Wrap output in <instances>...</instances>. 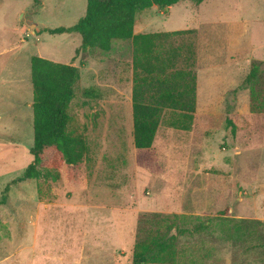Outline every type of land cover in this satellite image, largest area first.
Returning a JSON list of instances; mask_svg holds the SVG:
<instances>
[{
	"label": "rangeland",
	"instance_id": "1",
	"mask_svg": "<svg viewBox=\"0 0 264 264\" xmlns=\"http://www.w3.org/2000/svg\"><path fill=\"white\" fill-rule=\"evenodd\" d=\"M86 2L0 0V198L10 183L0 204V264H131L139 227L154 228L140 223L142 213L168 215L190 230L208 222L178 236L174 264H264V112H252L249 89L239 88L251 67L245 53L257 57L264 40V0H185L136 13V32L195 27L173 42H194L200 70L192 128L169 127L166 111L147 149L132 145L130 40L76 53L78 33L43 31L74 25ZM24 15L37 23L34 33ZM238 21L244 68L232 78L226 30ZM32 55L79 67L69 113L88 152L63 164L56 181L14 182L32 159ZM255 89L264 98V72ZM184 201L190 212L176 213Z\"/></svg>",
	"mask_w": 264,
	"mask_h": 264
},
{
	"label": "trees",
	"instance_id": "2",
	"mask_svg": "<svg viewBox=\"0 0 264 264\" xmlns=\"http://www.w3.org/2000/svg\"><path fill=\"white\" fill-rule=\"evenodd\" d=\"M181 0H87L83 16L72 26L45 27L49 33L76 32L80 44L75 49L98 48L111 50L113 40H130L132 47V145L135 148L151 147L157 128L163 122L166 111L170 117L166 125L182 130H190L196 109V50L189 39L179 44L173 37L182 34L192 35L195 28L172 31L134 32L137 12L156 5L167 8ZM196 4L203 0H194ZM35 5L40 0H33ZM263 61H253L249 72L239 88H248L251 96L252 112H264V98L257 100L255 89L261 75ZM32 84V126L33 144L30 149L31 161L16 181L32 178H59V168L76 165L83 161L88 144L83 134L71 125L70 105L75 97V85L80 78L79 67L73 63L53 61L32 55L30 57ZM236 91V90H235ZM233 90V92H235ZM88 94V90H84ZM257 100V101H256ZM231 106L227 107V114ZM227 125L234 128L230 117L225 118ZM12 181V182H13ZM9 184H6L0 204L7 201ZM227 210V208L225 209ZM224 210V211H225ZM184 221L186 215L173 214V219ZM168 215L142 213L141 225L133 247L131 264L147 262L174 264L177 262V239L187 230L175 220L169 221ZM207 223H196L190 232H200ZM175 229V233H170ZM142 236H139V233Z\"/></svg>",
	"mask_w": 264,
	"mask_h": 264
},
{
	"label": "crops",
	"instance_id": "3",
	"mask_svg": "<svg viewBox=\"0 0 264 264\" xmlns=\"http://www.w3.org/2000/svg\"><path fill=\"white\" fill-rule=\"evenodd\" d=\"M185 0H181V1H179V2H177L176 4H182V6H183V2H184ZM204 1V0H203ZM202 1V2H203ZM201 2V3H202ZM200 4V3H199ZM198 4V5H199ZM171 7H172V5L171 6H169V7H167V8H169V10L171 9ZM151 8V9H150ZM150 8H148V9H150V10H154L153 8H158L156 5H153V6H151ZM166 10H168V9H166ZM168 12V11H167ZM263 21H264V19H263ZM240 23H241V21H238V22H235V23H233V25L231 24V23H229V26L227 25V30H226V32H228L230 35H229V37H231L230 39H231V41H229V44H230V46H231V48H230V53H231V56H230V67H232V69H234V67L235 68H237V69H234V72L232 73V74H230L229 75V77L230 76H232V78L233 77H236L237 75H238V73L239 72H241V71H237V70H240L241 68H244V67H242L241 66V64H239V62L237 61V59L240 57V56H242V57H244V55H242V47L240 46V42H239V36H240V34L238 33V29H239V27H240ZM256 23H261L262 24V20L261 19H256ZM264 25V24H263ZM189 28H195V27H189ZM183 29H187V28H183ZM196 29V28H195ZM174 30H177V29H174ZM169 31H172V30H169ZM135 33H144V32H136V31H134ZM145 32H147V31H145ZM152 32V31H151ZM245 55H247L248 56V58H245V62H246V65H245V67H248V65H251L252 64V62L253 61H263L264 62V40H263V42L261 43V48H259V50H258V52H257V57H254V56H252V53H251V51L250 52H246L245 53ZM211 70H213V69H211ZM217 70V69H216ZM200 71V70H199ZM198 71V72H199ZM197 72V73H198ZM202 94H203V91H202ZM197 96L199 97L200 96V94L198 95V92H197V86H196V99H198L197 98ZM170 127V126H169ZM172 128H174V127H172ZM158 129V128H157ZM175 129H177V128H175ZM179 130H182V129H179ZM183 131H189V130H183ZM157 132V131H156ZM156 135V134H155ZM152 146V145H151ZM150 148V147H149ZM141 149H147V148H141ZM159 193H157V195H158ZM182 203H184V204H181V206H180V208L179 209H176V213H180V212H190L189 210H191L190 208H189V206H188V201H184V202H182Z\"/></svg>",
	"mask_w": 264,
	"mask_h": 264
},
{
	"label": "water",
	"instance_id": "4",
	"mask_svg": "<svg viewBox=\"0 0 264 264\" xmlns=\"http://www.w3.org/2000/svg\"><path fill=\"white\" fill-rule=\"evenodd\" d=\"M23 21L26 23V25H28V27H30L31 32L34 33V27H35V25L37 23L33 21L32 16H30V15H28V16L27 15H24Z\"/></svg>",
	"mask_w": 264,
	"mask_h": 264
}]
</instances>
